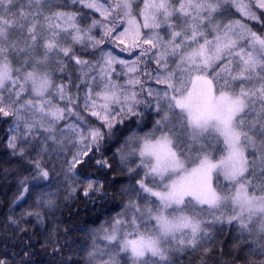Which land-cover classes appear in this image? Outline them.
<instances>
[{"label": "snow or ice", "instance_id": "snow-or-ice-1", "mask_svg": "<svg viewBox=\"0 0 264 264\" xmlns=\"http://www.w3.org/2000/svg\"><path fill=\"white\" fill-rule=\"evenodd\" d=\"M0 146V264H264V0H0Z\"/></svg>", "mask_w": 264, "mask_h": 264}, {"label": "trees", "instance_id": "trees-1", "mask_svg": "<svg viewBox=\"0 0 264 264\" xmlns=\"http://www.w3.org/2000/svg\"><path fill=\"white\" fill-rule=\"evenodd\" d=\"M2 152H3V148L2 146H0V153ZM9 181H11V177H9ZM15 191H16L15 187L12 186L11 183H6L3 177L0 176V220L3 219V213L5 211L6 203L11 199ZM90 219H91L90 217H86L82 214L81 223H85ZM226 235L227 233L225 234V236ZM70 255H73V254L70 253Z\"/></svg>", "mask_w": 264, "mask_h": 264}]
</instances>
